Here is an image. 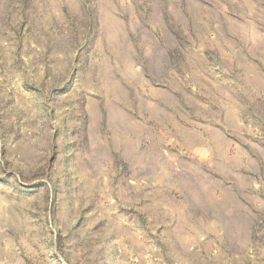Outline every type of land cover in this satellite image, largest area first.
Segmentation results:
<instances>
[{"label":"rangeland","instance_id":"374dc122","mask_svg":"<svg viewBox=\"0 0 264 264\" xmlns=\"http://www.w3.org/2000/svg\"><path fill=\"white\" fill-rule=\"evenodd\" d=\"M0 264H264V0H0Z\"/></svg>","mask_w":264,"mask_h":264},{"label":"bare ground","instance_id":"6f19581e","mask_svg":"<svg viewBox=\"0 0 264 264\" xmlns=\"http://www.w3.org/2000/svg\"><path fill=\"white\" fill-rule=\"evenodd\" d=\"M226 203V202H225ZM222 204V203H221ZM222 206H224V205H222ZM220 207V206H219ZM225 208V207H224ZM218 215H219V213H218ZM217 216V215H216ZM220 216V215H219Z\"/></svg>","mask_w":264,"mask_h":264}]
</instances>
